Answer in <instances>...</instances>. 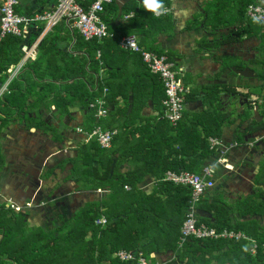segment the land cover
I'll return each instance as SVG.
<instances>
[{"label":"crops","instance_id":"crops-1","mask_svg":"<svg viewBox=\"0 0 264 264\" xmlns=\"http://www.w3.org/2000/svg\"><path fill=\"white\" fill-rule=\"evenodd\" d=\"M240 1H227L232 9L226 11V18L235 23L220 28L216 33L204 26L203 13L206 9L214 10L219 6V0H164L168 12L162 17L167 15L170 27L162 26L164 22H159V25L151 22L144 15L147 10L142 0H115L112 2L113 7L104 10L101 19L107 28L110 26L108 31L111 30L110 33L115 38L120 33L133 29L134 24L129 26V22L134 18L138 20L137 25L145 22L144 19L152 25V28L145 25L141 32L129 35L136 36L141 48L144 42L171 54V62L189 91L184 101V115L187 118L194 119L211 108L206 96L211 88L231 87L237 93L235 97L221 91V111L224 113L232 109L240 113L245 109V103L239 96L252 92L249 101L254 103V107L249 118L238 129L237 132L241 133L255 119L254 110L258 115L263 112L259 106L263 102L259 95H264V78L261 79L256 74L261 68L259 63L264 58V43L260 33L244 35L241 39L213 48L204 44V41L211 42L217 38L220 40L221 35L245 26V22L238 24L235 20L239 19L237 7ZM55 2L56 0H17L15 11L20 16L33 17L50 12ZM255 3L264 5V0H255ZM137 25L135 28H138ZM79 36L81 35L71 27L70 22L62 19L52 27H47L44 21H38L30 26L25 37H11L0 42V90L6 85V91L0 97V149L4 158V165L0 170V201L11 200L21 207L26 215L27 227L31 230H50L45 223L46 216L55 212L59 204L62 206L61 213H66L62 217L68 218L84 204L98 201L105 193L100 189H81L79 184L68 178L71 165L63 164L59 167L66 159L75 157L77 147L85 142L83 136L77 134L76 128L88 126L89 119L88 110L79 101L66 105L63 100L58 101L59 93L66 95L65 89L74 82L90 87V84L95 85L97 80L103 81L105 78H111L116 86L120 84L122 88H126L124 83L132 84L137 80L138 74L144 73L146 67L137 53L121 48L116 51L111 46L104 48L105 54L113 66H120L123 71L121 69L117 77L109 69L101 68L95 75L90 67L89 48L81 44ZM25 47L33 50V59L25 58ZM121 50L126 53L121 54ZM100 54L97 51L92 56L94 61L99 60ZM231 67L249 68L254 76L240 77L231 71ZM143 86L140 94L146 98L140 116L162 119L160 113L163 110L159 112L155 109L146 93L147 85L142 84ZM100 97L102 94L97 98ZM55 100L58 102L55 103ZM131 101L130 91L128 99H122L121 96L116 99L120 107L125 102L129 103L127 113L131 110ZM239 103L243 104L242 108ZM261 120L263 117L259 116L258 122ZM239 124V120H236L233 124L223 125L219 140L224 146L237 141L236 129ZM240 142V146L225 153L223 164L217 162V149L206 159L203 167L209 166L214 171V187L203 195L204 204L207 208L216 202L225 204L230 221L254 219L264 229V216H244L247 214L244 200L256 197L259 191H264V129L245 134ZM250 143L254 145L251 147ZM60 151L62 154L57 156L58 153L55 152ZM63 172L65 176L59 179ZM156 182L155 178L147 176L141 188L150 193ZM48 183L49 187L45 189ZM26 204L29 206L26 207ZM207 208L198 209L197 215L213 221L214 218ZM67 215L69 216L66 217ZM58 222V219L54 220V224ZM151 258L154 259V264H165L172 260L173 254L156 253ZM149 262L153 264L151 260Z\"/></svg>","mask_w":264,"mask_h":264},{"label":"trees","instance_id":"trees-1","mask_svg":"<svg viewBox=\"0 0 264 264\" xmlns=\"http://www.w3.org/2000/svg\"><path fill=\"white\" fill-rule=\"evenodd\" d=\"M93 1L77 0L85 9ZM219 1H221L220 5L214 10L206 9L203 13L204 26L212 33L235 23L226 18V11L232 9L229 7L230 3H227L228 0ZM253 3L255 0H241L237 7L239 19L235 20L238 24L245 22V26L221 35L220 40L217 38L211 42L204 41V44L209 45L208 48H213L241 39L244 35H258V33L264 43V24L251 22L245 17L247 6ZM111 7L113 3L106 5L104 10ZM144 15L156 25L164 22L162 26H171L167 22V15L155 17L149 11H146ZM144 20L145 22L140 25L136 24L138 21L136 18L130 20L129 26L134 24L133 29L120 33L114 39H104L101 42L94 39L83 42L82 37L79 36L81 44L89 48L90 67L95 75L98 74L99 69L106 68L118 77L119 71L122 69V72L123 68L110 63L104 48L112 46V49L118 51L120 50L117 43L119 38L133 32L139 33L145 25L152 28V25H149L146 19ZM135 25L138 28H135ZM11 37L15 36L7 35L1 41ZM141 46L146 51L158 56H167L168 61H172L171 54L156 46L144 42ZM97 51L101 54L99 60L94 61L92 56ZM123 53L126 52L122 51L121 54ZM121 54L119 56H122ZM259 64L261 68L256 74L262 79L264 78V58ZM137 77L132 84L124 83L126 88H122L120 84L116 86L111 78H105L103 81L97 80L95 85L90 84V87L84 83L74 82L65 89L66 95L62 96L59 93L58 101L63 100L66 105L79 101L88 110V126L81 128L84 132L90 133L96 125L103 130H117L110 148L102 149L95 140H90L77 147L75 157L66 159L59 165V167L63 164L71 165L68 178L79 184L81 189H100L105 193L98 201L84 204L68 218L58 217L59 222L50 230L42 228L31 230L27 227L26 215L23 212H14L2 206L0 264H132L120 262L115 257L119 250L140 252L153 264L154 259L151 255L164 252L173 254L172 260L165 264H213L212 262L215 264H264V229L259 222L254 219L230 221L225 204L216 202L207 208L204 204L205 197L201 198L197 210L207 208L214 220L211 221L196 214L197 225L205 224L208 228L217 231L224 229L239 231L248 239L234 241L189 238L179 243L181 226L189 207L190 189L183 185L162 181L167 171L199 173L206 159L214 154L208 139L210 137L219 139L223 125L233 124L236 120L240 122L236 129V132L238 131L243 121L249 118L254 107V103L249 101L253 93L249 91L239 96L247 99L244 104L245 109L240 113L235 109L224 113L221 111V91L235 97L237 93L231 87L211 88L206 95L211 108L194 119L187 118V115L183 113V118L172 125L163 118L158 120L140 116L146 98L140 94L144 88L142 84L147 85L146 93L159 112L163 110L161 101L165 95L159 77L151 74L146 67L144 73L138 74ZM104 89L107 90L104 100L107 103L108 114L105 118L95 121L94 112L89 109V103L101 95ZM129 91L132 93V101L131 110L127 113L129 103L125 102L123 107H120L116 99L118 96L128 99ZM259 96L263 101L259 105L263 109L259 116H262L263 120L257 122L252 119L244 132H237L239 143L245 134L264 129V95ZM3 165L4 158L0 149V170ZM125 167L126 170L123 171ZM147 176L157 180L150 193L141 188ZM262 179L264 180V171ZM263 197L264 191H259L256 197L245 199L247 214L244 216H264ZM101 217L105 223L96 224V220ZM253 245H255L254 254L251 253Z\"/></svg>","mask_w":264,"mask_h":264},{"label":"built area","instance_id":"built-area-1","mask_svg":"<svg viewBox=\"0 0 264 264\" xmlns=\"http://www.w3.org/2000/svg\"><path fill=\"white\" fill-rule=\"evenodd\" d=\"M114 1L115 0H94L87 9H84L77 0H56L50 12L46 11L33 17H26L16 13L15 8L17 6V0H0V42L7 35L25 37L30 26H33V24L38 21H44L47 27H52L62 19L68 20L71 27L75 29L85 41L94 39L98 41L114 39V35L108 31L106 24L101 19L104 7ZM167 12L168 10L166 9L163 15L167 14ZM245 15L250 21L264 24V5L258 3L249 4L246 8ZM154 16L160 17L162 15L156 16L154 14ZM117 43L121 49L139 54L148 71L159 77L165 95L162 100V118L172 125L177 124L183 118L185 96L189 91L188 88L183 85L180 73L175 69L173 62L168 61L166 56H158L155 53L142 49L134 35L124 36L118 39ZM23 50L26 59L34 58L32 49H27L25 47ZM4 91H6V85L1 88L0 97ZM106 93L107 90L104 89L102 91V97L96 98L89 103V109L94 112L95 120L105 118L108 114L107 103L104 100ZM76 132L83 136L85 142L95 140L102 149L110 148L112 140L117 134L116 130H103L99 125L94 126L90 133L84 132L80 127L76 128ZM208 141L210 149H217L219 151L217 162L221 164L225 162L223 158L225 153L231 148L240 146L237 141H234L229 146H224L219 139L212 137H210ZM253 145V143L249 144L251 147ZM224 166L228 168V165L224 164ZM213 174L214 171L211 167L204 166L199 173L187 171L176 173L167 171L162 177V181L171 182L174 185H183L190 189L189 207L186 218L181 226L179 243H183L189 238L226 239L234 241L248 239L247 236L241 232L228 230L217 231L213 228H208L205 224L197 225V205L200 203L203 195L214 187ZM2 206L14 212H23L22 208L15 205L11 200H1L0 210ZM28 206L29 204H26V207ZM104 223L105 220L103 217L96 220V224ZM254 252L255 245H253L251 249V253L254 254ZM115 257L123 263L151 264L140 252L135 253L119 250L115 254Z\"/></svg>","mask_w":264,"mask_h":264},{"label":"rangeland","instance_id":"rangeland-1","mask_svg":"<svg viewBox=\"0 0 264 264\" xmlns=\"http://www.w3.org/2000/svg\"><path fill=\"white\" fill-rule=\"evenodd\" d=\"M234 110V109H233ZM250 112V111H249ZM64 152H66V151H64ZM56 153H58V154H56ZM55 154L57 155V156H59V155H61L62 153H61V151L60 152H55ZM63 176H65V174H64V172L62 173V174H60L59 175V179H62V177ZM40 182H39V186H38V188H40ZM45 189H47L48 187H49V183L48 184H46L45 185ZM45 191V190H44ZM95 197L96 198H99V196L98 195H95ZM62 206L59 204V207L57 208V209H55L56 211L55 212H51V214H48L47 216H46V225H47V228L48 229H51V228H53L54 227V220H56L57 219V217H58V215H60L61 217L62 216H65L66 215V213L64 214V212H62L61 213V208ZM64 214V215H63ZM69 215H67L66 217H68Z\"/></svg>","mask_w":264,"mask_h":264},{"label":"clouds","instance_id":"clouds-1","mask_svg":"<svg viewBox=\"0 0 264 264\" xmlns=\"http://www.w3.org/2000/svg\"><path fill=\"white\" fill-rule=\"evenodd\" d=\"M145 10L152 12L156 16L166 12L164 0H142Z\"/></svg>","mask_w":264,"mask_h":264},{"label":"water","instance_id":"water-1","mask_svg":"<svg viewBox=\"0 0 264 264\" xmlns=\"http://www.w3.org/2000/svg\"><path fill=\"white\" fill-rule=\"evenodd\" d=\"M231 71L234 72L236 75L240 76V77H244V78H249V77H253V71L249 68H244V69H236V67H231ZM247 99L243 100V103H246ZM240 107H243L242 103H239ZM253 115L255 120L258 122L259 121V115L256 112V110L253 111ZM264 201V198H263Z\"/></svg>","mask_w":264,"mask_h":264}]
</instances>
